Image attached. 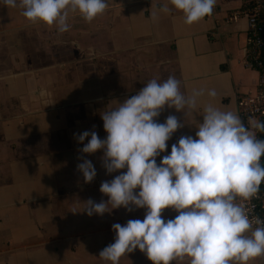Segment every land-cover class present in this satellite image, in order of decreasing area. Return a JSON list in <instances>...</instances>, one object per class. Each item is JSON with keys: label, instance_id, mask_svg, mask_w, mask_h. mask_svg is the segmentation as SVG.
Wrapping results in <instances>:
<instances>
[{"label": "crops", "instance_id": "obj_1", "mask_svg": "<svg viewBox=\"0 0 264 264\" xmlns=\"http://www.w3.org/2000/svg\"><path fill=\"white\" fill-rule=\"evenodd\" d=\"M242 0H0V264H264L212 206L243 128Z\"/></svg>", "mask_w": 264, "mask_h": 264}, {"label": "built area", "instance_id": "obj_2", "mask_svg": "<svg viewBox=\"0 0 264 264\" xmlns=\"http://www.w3.org/2000/svg\"><path fill=\"white\" fill-rule=\"evenodd\" d=\"M240 13L245 18L246 45L242 65L255 71L254 91L237 97V114L243 127L239 148L246 168L235 174L232 184L225 180L216 191L212 206L240 207L233 221L253 227L264 234V221L255 213L254 184L264 186L258 179L261 153L264 149V0H242Z\"/></svg>", "mask_w": 264, "mask_h": 264}, {"label": "trees", "instance_id": "obj_3", "mask_svg": "<svg viewBox=\"0 0 264 264\" xmlns=\"http://www.w3.org/2000/svg\"><path fill=\"white\" fill-rule=\"evenodd\" d=\"M242 156L243 155L241 153H238L237 158L230 163L229 170L224 177L225 181L228 184H232L233 177L235 174L243 171L246 168V164L245 161L242 159ZM257 178L262 179L264 183V149L261 153L260 169ZM254 192L257 195L256 198H254V202L256 206L254 211L256 215H258L260 219L264 221V186L255 183Z\"/></svg>", "mask_w": 264, "mask_h": 264}, {"label": "flooded vegetation", "instance_id": "obj_4", "mask_svg": "<svg viewBox=\"0 0 264 264\" xmlns=\"http://www.w3.org/2000/svg\"><path fill=\"white\" fill-rule=\"evenodd\" d=\"M242 125V124H241ZM243 128V127H242Z\"/></svg>", "mask_w": 264, "mask_h": 264}]
</instances>
